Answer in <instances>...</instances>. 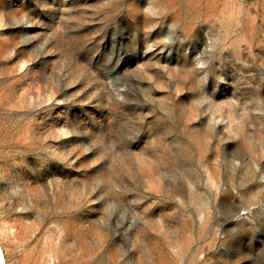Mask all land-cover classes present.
Returning a JSON list of instances; mask_svg holds the SVG:
<instances>
[{
  "label": "rangeland",
  "instance_id": "obj_1",
  "mask_svg": "<svg viewBox=\"0 0 264 264\" xmlns=\"http://www.w3.org/2000/svg\"><path fill=\"white\" fill-rule=\"evenodd\" d=\"M1 264H264V0H0Z\"/></svg>",
  "mask_w": 264,
  "mask_h": 264
},
{
  "label": "bare ground",
  "instance_id": "obj_2",
  "mask_svg": "<svg viewBox=\"0 0 264 264\" xmlns=\"http://www.w3.org/2000/svg\"><path fill=\"white\" fill-rule=\"evenodd\" d=\"M0 264H1V261H0Z\"/></svg>",
  "mask_w": 264,
  "mask_h": 264
}]
</instances>
